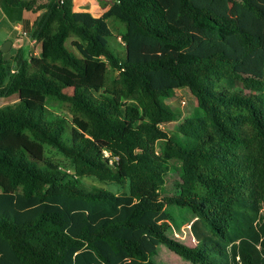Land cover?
I'll return each instance as SVG.
<instances>
[{
    "label": "trees",
    "instance_id": "trees-1",
    "mask_svg": "<svg viewBox=\"0 0 264 264\" xmlns=\"http://www.w3.org/2000/svg\"><path fill=\"white\" fill-rule=\"evenodd\" d=\"M7 2L39 11L41 50L0 49V97L17 94L0 106V264H161V244L264 264V0H108L91 20L74 0ZM180 87L196 105L172 134L161 98ZM174 205L196 244L174 235Z\"/></svg>",
    "mask_w": 264,
    "mask_h": 264
},
{
    "label": "rangeland",
    "instance_id": "rangeland-1",
    "mask_svg": "<svg viewBox=\"0 0 264 264\" xmlns=\"http://www.w3.org/2000/svg\"><path fill=\"white\" fill-rule=\"evenodd\" d=\"M75 1V7H77L80 12L88 13V15H84L86 19L91 20L92 18H102L104 11L106 10L104 6H102L101 2H106L108 0H74ZM108 22V29L114 33V35H117L119 32V26L118 24L111 18L107 19ZM17 27V25H16ZM22 30H24L21 27ZM21 29H19L21 31ZM23 32V31H22ZM25 34V33H24ZM15 43V39L12 38ZM8 39V40H12ZM120 41V37L118 38ZM6 41V40H5ZM110 47L112 49L113 46H117V48L123 49V44L121 41L118 42L116 38L113 36L110 37ZM67 44L69 45V42L67 41ZM39 47V46H38ZM10 50V49H9ZM9 50L7 52H9ZM32 53L34 54L35 46L32 47ZM16 53V52H15ZM11 53L7 54V59L11 60L10 57H8ZM11 67V70L13 69V63L9 64ZM17 98V94H14L9 97H0V106L12 102ZM162 102L166 106H170L172 109L178 111L179 118L174 121H169L163 123L162 127L169 131L170 133H174L177 130L178 124L185 119V117L189 116L196 105V98L193 95V93L190 91L188 87H180L176 90L174 95H172L169 98H161ZM47 154L53 155L55 157H60L63 159V164L61 168L64 171L72 172V169L67 166V159L64 156L62 152L57 150L56 148L47 146L46 147ZM83 183L86 186L90 185H102L104 187H109L113 190H116L118 188V185L112 182H103L98 181L94 179L93 177H83L82 178ZM174 183V177L170 175V177L167 178L166 181V194H177L179 192L178 189H176L173 186ZM169 210H171L175 214V221L173 222V232L174 235H176L178 238H181L188 244H196V239L193 236V234L190 231V225L192 221L194 220V213L186 208H179L177 206H169ZM152 258L161 263V264H194L191 261L187 259H183L180 255L176 254L172 250H170L166 245H160L156 252L153 253Z\"/></svg>",
    "mask_w": 264,
    "mask_h": 264
},
{
    "label": "crops",
    "instance_id": "crops-1",
    "mask_svg": "<svg viewBox=\"0 0 264 264\" xmlns=\"http://www.w3.org/2000/svg\"><path fill=\"white\" fill-rule=\"evenodd\" d=\"M46 0H37V3H44ZM74 9L79 10L75 7ZM39 11L36 9H26L20 6H14L7 2V0H0V49L4 45L5 40L12 39V45L9 52H4L5 58L7 54L11 53V56L17 51L18 48H23L26 55L33 54L32 47L35 46L34 54H39L41 50V43L32 38L26 28V25H32L37 18ZM17 25V27H16ZM19 26L22 27L26 33L24 34L19 30ZM39 46V47H38Z\"/></svg>",
    "mask_w": 264,
    "mask_h": 264
},
{
    "label": "water",
    "instance_id": "water-1",
    "mask_svg": "<svg viewBox=\"0 0 264 264\" xmlns=\"http://www.w3.org/2000/svg\"><path fill=\"white\" fill-rule=\"evenodd\" d=\"M11 45H12V41L11 40H6L4 42V45L2 46V51L3 52H7L10 49Z\"/></svg>",
    "mask_w": 264,
    "mask_h": 264
},
{
    "label": "built area",
    "instance_id": "built-area-1",
    "mask_svg": "<svg viewBox=\"0 0 264 264\" xmlns=\"http://www.w3.org/2000/svg\"><path fill=\"white\" fill-rule=\"evenodd\" d=\"M19 29H21V27L19 26ZM23 33H26V31L22 30ZM106 155H108V152H106Z\"/></svg>",
    "mask_w": 264,
    "mask_h": 264
},
{
    "label": "clouds",
    "instance_id": "clouds-1",
    "mask_svg": "<svg viewBox=\"0 0 264 264\" xmlns=\"http://www.w3.org/2000/svg\"><path fill=\"white\" fill-rule=\"evenodd\" d=\"M21 31H22V29H21ZM25 31V30H24Z\"/></svg>",
    "mask_w": 264,
    "mask_h": 264
}]
</instances>
